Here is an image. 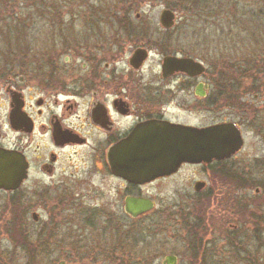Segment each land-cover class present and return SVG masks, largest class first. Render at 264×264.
I'll return each mask as SVG.
<instances>
[{
    "label": "flooded vegetation",
    "instance_id": "af4514ba",
    "mask_svg": "<svg viewBox=\"0 0 264 264\" xmlns=\"http://www.w3.org/2000/svg\"><path fill=\"white\" fill-rule=\"evenodd\" d=\"M87 3L49 7L41 17L32 7L33 21L0 23V149L26 163L15 190L0 188V220L14 209L5 233L11 238L16 230L19 238H11L9 262L0 251V264H17V251L37 264V255L59 249L84 264H154L149 242L156 233L181 241L188 264H264L260 39L246 46L229 38L222 0V24L210 22L217 10L210 0L206 18L197 7L193 22L174 20L167 29L119 22L111 13L117 8ZM213 31L222 38L210 37ZM214 127L236 132L238 150L193 161L197 132ZM165 138L177 143L175 151H166ZM131 171L144 175L133 181ZM167 185L177 192L173 211L154 215ZM230 189L237 191L239 222L223 229L201 209L222 203L225 218ZM130 200L151 209L132 216ZM198 200L205 204L197 207ZM42 213L44 224L22 230L29 214L36 226ZM209 230L216 235L207 240ZM179 255L160 264L168 256L179 264Z\"/></svg>",
    "mask_w": 264,
    "mask_h": 264
},
{
    "label": "rangeland",
    "instance_id": "374dc122",
    "mask_svg": "<svg viewBox=\"0 0 264 264\" xmlns=\"http://www.w3.org/2000/svg\"><path fill=\"white\" fill-rule=\"evenodd\" d=\"M163 1L170 3L173 0H138L136 9L133 8L130 11L129 16H126V20L128 19L129 21H125V22H142V23L158 24L159 22L158 19L161 11L167 9ZM222 1L223 3L225 2V8L227 12V16H226L227 22L230 24L229 38L244 39L246 46H250L253 44L254 40L260 39V47L261 50H263L264 49V0H260V2H258V0H244V1H239V3L237 2V0H222ZM28 2L29 0H27V3ZM1 3L2 0H0V12H2V7L4 6ZM213 3H217L216 4L217 10L215 9L213 10L212 12L213 17L210 18V22L213 25L215 23L222 24L223 21L221 19L223 13L220 9L218 10V8H220L219 3H221V0H213ZM8 6L9 5H7V8ZM119 8L120 6H118V9ZM257 10H262L263 13L262 14L259 13L260 16H257L256 15ZM136 16L137 19L135 18ZM193 21L194 20L191 21V19H185L179 10L175 11V22L191 23ZM225 21L226 20H224V22ZM239 29L243 30L242 34L240 33ZM210 37L212 38L214 37V39L222 38V36L217 35V33H215L214 31L212 36ZM214 45H218V44H214ZM236 192H237L236 190H232V189L229 190V202H228L229 206L225 210V214H224L225 218H223L222 203L219 205L213 204L211 206V204H207V203L206 205H204L205 203L203 201L201 202L200 200H198L197 207L200 203H202L204 206H202L201 210L204 211L203 213L204 216H209L213 214L214 219L218 221L217 226L220 225L221 228L223 229L224 226L226 225H230V226L236 225L237 222H239V217H238L239 213L236 206V201H237ZM176 200H177V192H175L169 185H167L165 188V201L163 203H160L158 206H156L155 213L153 214L159 216L158 214L160 213L158 212L160 211V212H165L164 213L165 215L166 213L170 215L173 211L172 205L173 203H175ZM11 213L16 214L15 210L12 209L4 215L2 220H0V251L6 252L4 256L5 262H9V259H11L13 255L10 254L12 252V246L14 245V243L11 241L12 240L11 238L14 237L15 241H19L18 236H16V233H18V231L11 229V232H13V236L11 238L8 235V233H5L6 230L9 231L10 229V226H7V223L10 221V220L8 221V218H9V214ZM164 214L162 215L166 219V216ZM26 218L27 221L24 224H21L23 226L22 230H25L26 232H30V231H35L36 228L38 229L40 225L44 224L47 219V216L45 213L41 214L40 222L38 225H36L37 227L32 224L30 214ZM141 221H143L144 223H148L149 220L148 217H145L141 219ZM129 223L130 222H125V223L122 222V224H129ZM59 231H61V229H59ZM215 233L216 231L213 233V230L212 231L209 230V236L206 237V239L208 240L209 237L216 235ZM155 235H157V233ZM165 235L166 236L163 235V237L160 235L155 236L154 239L156 242V246L154 245V247H150V251L155 252L158 257L154 260V264H160L161 259L165 255H169V254L179 255L180 253L184 252V245H182L181 241L180 242L174 241V239H172L173 237L171 238L172 236L171 233ZM182 235H184V233ZM42 239L45 238L39 239L38 240L39 243L41 242ZM19 252L20 251H17V254L15 255L16 258H14V262L17 264L30 263L29 261L30 258L29 257L27 258L28 255H26L25 257V255H22V253ZM260 252L262 253V257L264 260V237H262L261 239ZM78 255L79 254L77 253H73V251L59 249L58 251L52 254L37 255L36 262L37 264H58V262L64 261L65 264H84L83 261H80L78 259L79 257ZM119 258L124 260L126 263L131 262L129 256L127 257V255H119ZM179 258H180L179 264H188L187 263L188 261L184 257L179 255ZM231 261L233 262V257Z\"/></svg>",
    "mask_w": 264,
    "mask_h": 264
},
{
    "label": "water",
    "instance_id": "95a60500",
    "mask_svg": "<svg viewBox=\"0 0 264 264\" xmlns=\"http://www.w3.org/2000/svg\"><path fill=\"white\" fill-rule=\"evenodd\" d=\"M174 20L175 15L169 10L161 11L158 19L159 23L166 29L170 27ZM181 63H175L176 67L182 69ZM162 144L166 147V151L177 149V143L169 138H165ZM239 145L237 133H233L228 127H214L197 132V139L192 142V151L196 154L193 161L201 162L209 161L212 157H227L236 152ZM139 161L143 160L140 158ZM25 169L26 163L21 155L0 149V188L7 191L15 190L25 177ZM127 175L131 180L136 181L137 177L143 176L144 173L131 171ZM127 209L129 214L136 216L151 209V205L142 201L130 200ZM165 261L168 264H175L173 257L168 256Z\"/></svg>",
    "mask_w": 264,
    "mask_h": 264
},
{
    "label": "trees",
    "instance_id": "16d2710c",
    "mask_svg": "<svg viewBox=\"0 0 264 264\" xmlns=\"http://www.w3.org/2000/svg\"><path fill=\"white\" fill-rule=\"evenodd\" d=\"M80 1L83 2L79 4L78 2ZM87 1L89 0H29V2L27 3V0H2L1 4H3L4 6L2 5L3 6L2 12H0V23H8V22L24 23V22L33 21V19H31L32 13L29 11V9L32 7L34 8L36 7L39 9L37 14L39 17H41L47 15V12L45 10L49 7L80 6L81 4L85 6H90L87 3ZM173 1H171L170 3L166 1L163 2L167 9L172 10L173 12L179 10L185 19H191V21L194 20L196 13L199 11L197 7L202 8L200 9V11H202V13L200 14L203 17L206 18L207 16L204 10L208 8L209 0H173ZM239 1H244V0H237L238 3ZM137 2L138 0H96V3H94L93 5L101 6L103 8H110L113 6L117 9L118 6H120L118 12H111V13H114L112 15L116 16V21L125 22V21H129L128 19L126 20V16H129L130 11L133 8H136ZM258 2H260V0H258ZM7 5H9L10 7L8 6L7 8ZM261 11L260 14L263 13V11L262 12ZM109 13L102 14V16L107 17L108 15H111ZM41 21H45V20H41ZM104 21H108V20H104ZM154 237L155 235L151 236L149 242L150 247H154V245L156 246ZM29 258L31 259L29 260L31 262L33 256H30Z\"/></svg>",
    "mask_w": 264,
    "mask_h": 264
}]
</instances>
